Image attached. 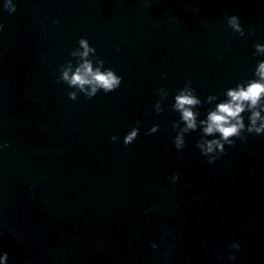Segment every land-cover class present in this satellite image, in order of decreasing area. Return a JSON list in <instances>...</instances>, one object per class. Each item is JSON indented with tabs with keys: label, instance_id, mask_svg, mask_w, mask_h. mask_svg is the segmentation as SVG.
Returning <instances> with one entry per match:
<instances>
[{
	"label": "water",
	"instance_id": "water-1",
	"mask_svg": "<svg viewBox=\"0 0 264 264\" xmlns=\"http://www.w3.org/2000/svg\"><path fill=\"white\" fill-rule=\"evenodd\" d=\"M14 2L13 14L0 8V250L8 264H233L229 252L235 264H264V135L237 139L209 164L195 148L199 130L178 152L169 126L177 114L152 110L158 87L174 94L190 79L203 100L250 78L264 59L252 57L253 44L264 43V0ZM232 14L243 37L226 23ZM81 37L122 82L70 100L72 89L55 81ZM153 123L159 130L145 135Z\"/></svg>",
	"mask_w": 264,
	"mask_h": 264
},
{
	"label": "clouds",
	"instance_id": "clouds-1",
	"mask_svg": "<svg viewBox=\"0 0 264 264\" xmlns=\"http://www.w3.org/2000/svg\"><path fill=\"white\" fill-rule=\"evenodd\" d=\"M0 8L13 14L17 4L14 0H0ZM57 22L53 21V23ZM226 23L239 36L245 35L237 15L227 16ZM3 28L4 25L0 23V31H3ZM248 31L253 34L255 30L249 26ZM76 44L77 46L68 53L73 59L58 65V75L55 81L72 89L67 92V97L70 100H75L78 94H82L88 99L101 91L107 94L116 90L121 85L122 77L112 68L105 66V60L98 57L96 48L90 46L87 38H79ZM252 47L254 49L253 58L264 56V43L257 42ZM116 51H120L119 47L116 48ZM165 77L166 73L160 74L161 79ZM155 94L159 98L152 106L154 113L160 114L165 108H168L178 116L177 119L169 122L171 131L175 133L171 138L174 148L178 152L182 150L185 146L186 134L199 130L195 148L209 164L214 163L221 155L225 154L226 146H233L237 139L243 142L249 134L264 135V59L257 60L250 78L236 81L234 87H227L222 93H210L203 100L196 94L190 79L185 80L182 87L175 89L174 94L170 93L167 87H158ZM170 95L171 104L164 103ZM201 108H203V114ZM138 124L139 122L123 135L122 143L125 146L137 138L140 132ZM158 130L159 124L153 123L145 130L144 134L152 135ZM109 139L112 142H117L121 140V137L113 135ZM6 147L7 142H0V151ZM168 179L172 184H175L178 174L173 173ZM29 194L31 195V192ZM152 210V207L147 208L145 213ZM166 236L167 233L163 234L160 239L163 240ZM150 247L155 249L158 245L153 242ZM228 247L239 250L241 245L233 241ZM8 257L7 252L0 250V264H8ZM220 259L221 257L217 256V260ZM227 259L235 264L237 257L234 253L229 252Z\"/></svg>",
	"mask_w": 264,
	"mask_h": 264
}]
</instances>
